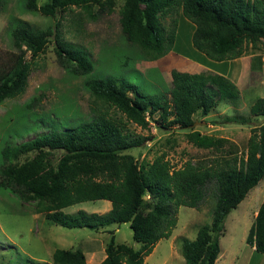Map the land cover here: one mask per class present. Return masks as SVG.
Masks as SVG:
<instances>
[{
  "label": "trees",
  "instance_id": "obj_1",
  "mask_svg": "<svg viewBox=\"0 0 264 264\" xmlns=\"http://www.w3.org/2000/svg\"><path fill=\"white\" fill-rule=\"evenodd\" d=\"M115 4L116 0H48L39 7L38 0H22L25 11L41 12L55 20L58 11L74 7L93 15L91 11L98 5L100 13L111 14ZM179 10L194 26L192 46L209 60L240 59L248 47L256 48L264 41V0H125L120 23L126 41L152 61L162 58L174 48L177 36L174 29L166 33L161 20ZM61 29L59 20L41 30L12 20L8 33L17 52L9 69L0 74V104L24 93L31 64L27 53L34 60L54 40L65 69L76 77L90 76L84 86L93 98L91 115L80 117L76 126L53 129L20 145L7 144L1 153L4 167L0 187L11 189L22 202H37V213H45L48 221L64 228L99 231L109 225L129 224L140 248L117 243L112 230L102 264H144L157 244L171 237L180 207L200 209L212 194L215 204L211 222L200 227L194 240L183 239L182 254L185 264H217L228 216L264 179V123L251 129L244 156H223L210 165L188 162L176 168L163 154L152 163L140 164L127 152L144 146L150 138L129 132L128 123L147 130L157 114L162 129H190L195 115H209L220 102L239 106L241 89L222 74L173 70L170 100L164 95L145 96L126 79L118 83L96 78L86 53L66 42ZM256 71L264 74L262 58L252 60L251 73ZM35 100L26 103L28 108ZM111 110L121 113L125 122L115 118ZM250 114L264 115V96L254 102ZM188 139L198 148L216 151L226 143L224 138L199 131L190 132ZM58 150L63 155L54 165L48 156ZM31 151L36 153L33 160L14 164L19 154ZM97 200L110 202L111 210L102 215L83 210L65 212L74 205ZM246 241L264 254V201ZM44 264L87 262L81 249H57L52 262Z\"/></svg>",
  "mask_w": 264,
  "mask_h": 264
},
{
  "label": "rangeland",
  "instance_id": "obj_2",
  "mask_svg": "<svg viewBox=\"0 0 264 264\" xmlns=\"http://www.w3.org/2000/svg\"><path fill=\"white\" fill-rule=\"evenodd\" d=\"M47 2L48 0H38V6ZM124 2L125 0H116L111 14L100 13L98 5L91 11L93 15L78 7L57 13V20L62 23L64 40L86 53L94 65L96 78H111L118 83L121 79H126L145 96L164 95L170 100L173 70L188 73L204 70L206 73H213L200 68V65L193 66V63L197 64L196 61L202 63L206 56L192 46L194 26L183 17L181 10L162 19L161 24L166 33L176 30L177 37L171 51L191 59V64L187 65L185 62L182 67L181 58L171 55V51L155 61L144 57L123 35L120 10ZM13 19L34 30L46 29L57 21L41 12L25 11L22 0H0V74L9 69L12 56L17 52L8 33ZM55 49V42L51 40L45 51L34 60L28 52L30 75L24 93L0 104V172L4 167L1 153L7 144L20 145L53 129L76 126L80 117L87 119L91 115L93 98L84 86L90 76L76 77L66 70ZM256 57L264 60V41L256 48L248 47L240 59L224 64L213 63L210 66L213 71L232 67L231 79L241 89L239 106L233 107L226 101L220 102L206 117L200 113L195 115V126L190 129L178 126L171 130L162 129L157 114L154 116L155 121L151 119L147 130L128 123L129 132L136 136H148L150 139L144 146L127 153L133 155L140 164L152 163L158 156L166 154L176 168L188 162L210 165L215 160H222L223 156H244L251 129L264 123V115L254 117L250 114L254 102L264 96V74L258 71L254 75L251 73V63ZM69 65L74 68L72 63ZM251 75L254 77L252 80ZM32 100L35 102L28 108L26 103ZM111 114L125 122L124 117L116 110H111ZM242 119L247 122L242 123ZM193 131L224 138L226 143L220 151L198 148L188 139V134ZM19 135L21 136L18 137ZM50 154L48 159L57 165L63 152L58 150ZM35 155L32 151L21 153L14 164L22 165L33 160ZM145 198L148 199L147 196ZM263 201L264 179L228 216L225 233L221 238L222 252L218 264H247L252 261L253 264H264V254L256 252L246 241ZM36 203L22 202L11 189L0 187V264L51 263L57 249L84 251L95 247L102 250V247H106L112 230H115L117 243L140 248V244L133 239L129 224L109 225L99 231L87 228L68 229L48 221L45 213H37ZM107 204L111 206L110 202L104 200L88 201L74 205L65 212L72 214L83 210L91 214L94 209H104ZM214 204V196L209 194L200 209L180 207L177 226L171 237L162 239L144 264H185L182 241L194 240L200 227L211 222ZM101 259L100 257L99 261Z\"/></svg>",
  "mask_w": 264,
  "mask_h": 264
},
{
  "label": "crops",
  "instance_id": "obj_3",
  "mask_svg": "<svg viewBox=\"0 0 264 264\" xmlns=\"http://www.w3.org/2000/svg\"><path fill=\"white\" fill-rule=\"evenodd\" d=\"M171 53V55H173V56H176V58H181V66L183 67V64H185V62H187L186 64L188 65V64H191L190 63V61H191V59H189V58H187V57H185V56H182V55H180V54H176L175 52H173V51H171L170 52ZM228 62V61H227ZM195 63H197V64H194L193 63V66L195 67V65H200V68L202 67V68H205V69H207L208 71H211V72H213V73H218V74H222V75H225L226 77H228V78H230L231 79V75H232V67L231 66H229L228 68H225V69H222V70H220V71H213L211 68H210V66H212L213 65V63H217V64H224V63H226V62H215V61H212V60H209L207 57L205 58L204 57V59H203V61H202V63L201 62H199V61H196ZM185 71V70H184ZM187 71H189L190 72V70H187ZM192 72V71H191ZM190 72V73H191ZM194 73H206V71H197V72H194ZM194 73H192V74H194ZM232 80V79H231ZM206 117V116H205ZM193 126H195V124L193 125ZM203 134V133H202ZM111 208H112V205L111 206H109V204H107V206H104V209H99V208H96V209H94L93 211H91L92 213H98V214H104L105 213V211L107 212V211H110L111 210ZM103 211L102 213L100 212V211ZM91 213V214H92ZM105 248L106 247H102V250L100 249V248H95V247H92V248H86V249H84V255H85V257H86V262H88V263H90V264H102V262L105 260V258H106V251H105ZM252 249H254L255 250V248H253L252 247ZM256 251V250H255ZM221 252H222V250H221ZM222 256V255H221ZM100 257L102 258L100 261H99V259H100ZM218 260H219V258H218ZM218 260H217V262H218ZM146 261V260H145ZM87 263V264H88ZM218 264V263H217ZM235 264V263H234ZM247 264H253V261H252V263H250V262H248Z\"/></svg>",
  "mask_w": 264,
  "mask_h": 264
}]
</instances>
